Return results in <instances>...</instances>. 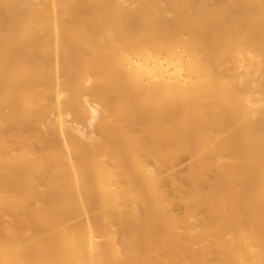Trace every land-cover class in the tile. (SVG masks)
I'll return each mask as SVG.
<instances>
[{
    "label": "bare ground",
    "instance_id": "bare-ground-1",
    "mask_svg": "<svg viewBox=\"0 0 264 264\" xmlns=\"http://www.w3.org/2000/svg\"><path fill=\"white\" fill-rule=\"evenodd\" d=\"M0 264H264V0H0Z\"/></svg>",
    "mask_w": 264,
    "mask_h": 264
},
{
    "label": "rangeland",
    "instance_id": "rangeland-1",
    "mask_svg": "<svg viewBox=\"0 0 264 264\" xmlns=\"http://www.w3.org/2000/svg\"><path fill=\"white\" fill-rule=\"evenodd\" d=\"M184 165H185V164L183 163L182 167H183ZM177 212L181 213V212H182V208L177 207Z\"/></svg>",
    "mask_w": 264,
    "mask_h": 264
}]
</instances>
